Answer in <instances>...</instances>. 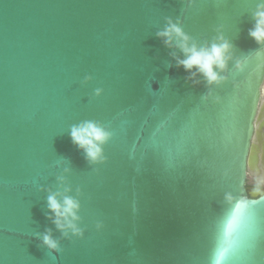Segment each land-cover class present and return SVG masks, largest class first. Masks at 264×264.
<instances>
[{
  "label": "water",
  "instance_id": "water-1",
  "mask_svg": "<svg viewBox=\"0 0 264 264\" xmlns=\"http://www.w3.org/2000/svg\"><path fill=\"white\" fill-rule=\"evenodd\" d=\"M261 3L0 0V264H264V190L245 186ZM169 19L189 47L231 44L221 79L179 64ZM89 121L110 133L96 160L71 136ZM52 194L79 202L82 235Z\"/></svg>",
  "mask_w": 264,
  "mask_h": 264
},
{
  "label": "clouds",
  "instance_id": "clouds-1",
  "mask_svg": "<svg viewBox=\"0 0 264 264\" xmlns=\"http://www.w3.org/2000/svg\"><path fill=\"white\" fill-rule=\"evenodd\" d=\"M258 23L254 30H250V35L253 36L258 42H264V0L260 5V11L257 12ZM160 37L166 38L165 44L172 46L173 36L182 38L179 47H181L187 55L186 59L179 60V64L184 66L187 70H191L194 66L204 73L209 82L221 79L219 75L213 70V65L224 69L227 65L226 56L227 51L231 48V44L224 41L219 44H213L210 49H198L195 44L191 47L188 46L190 37L184 33L183 29L171 19H169L168 26L158 33ZM223 40V37H221ZM264 124V79H261L259 84V98L257 100V112L254 119V132L249 147V158L246 168V176L248 179L245 181V186L254 185L255 169L252 163V156L255 153L258 157V164H264V129L261 125ZM71 136L73 142L84 148L89 158L96 160L102 157L101 145L106 142L110 133L98 126L94 122H86L81 126H75L72 129ZM264 196L259 197L262 199ZM256 199H252L255 202ZM246 201L243 199L241 203L236 205L239 210L244 206ZM48 205L51 212L55 214L53 222L61 230L71 229L73 233L82 235V230L75 223L79 219L77 210L79 209V202L71 197H65L63 202L57 198V194H52L48 197ZM247 232L245 240H253L257 232V222L252 213L247 217ZM65 235L67 232L65 231ZM244 240V241H245ZM44 242L52 249H58L59 243L51 235L49 230L44 235Z\"/></svg>",
  "mask_w": 264,
  "mask_h": 264
},
{
  "label": "rangeland",
  "instance_id": "rangeland-1",
  "mask_svg": "<svg viewBox=\"0 0 264 264\" xmlns=\"http://www.w3.org/2000/svg\"><path fill=\"white\" fill-rule=\"evenodd\" d=\"M255 169L257 170L255 171V175H254V181H253L254 185H250V187H259L262 190H264V178H262V176L264 177V173H263L262 164L257 163V167Z\"/></svg>",
  "mask_w": 264,
  "mask_h": 264
},
{
  "label": "bare ground",
  "instance_id": "bare-ground-1",
  "mask_svg": "<svg viewBox=\"0 0 264 264\" xmlns=\"http://www.w3.org/2000/svg\"><path fill=\"white\" fill-rule=\"evenodd\" d=\"M252 163H253V167L256 168L258 161H257V158L255 157V154H253V156H252ZM262 167H263V171H264V165H262Z\"/></svg>",
  "mask_w": 264,
  "mask_h": 264
},
{
  "label": "flooded vegetation",
  "instance_id": "flooded-vegetation-1",
  "mask_svg": "<svg viewBox=\"0 0 264 264\" xmlns=\"http://www.w3.org/2000/svg\"><path fill=\"white\" fill-rule=\"evenodd\" d=\"M261 127H262V129H264V124H262ZM255 157L257 158V161H258V157L256 156V154H255ZM263 173H264V171H263Z\"/></svg>",
  "mask_w": 264,
  "mask_h": 264
},
{
  "label": "snow or ice",
  "instance_id": "snow-or-ice-1",
  "mask_svg": "<svg viewBox=\"0 0 264 264\" xmlns=\"http://www.w3.org/2000/svg\"><path fill=\"white\" fill-rule=\"evenodd\" d=\"M254 203V202H253Z\"/></svg>",
  "mask_w": 264,
  "mask_h": 264
}]
</instances>
